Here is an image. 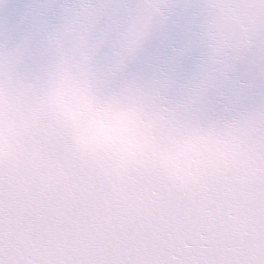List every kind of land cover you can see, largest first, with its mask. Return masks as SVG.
<instances>
[{
	"label": "snow or ice",
	"instance_id": "snow-or-ice-1",
	"mask_svg": "<svg viewBox=\"0 0 264 264\" xmlns=\"http://www.w3.org/2000/svg\"><path fill=\"white\" fill-rule=\"evenodd\" d=\"M0 264H264V0H0Z\"/></svg>",
	"mask_w": 264,
	"mask_h": 264
}]
</instances>
